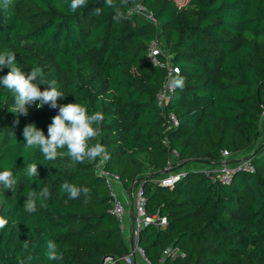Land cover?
Here are the masks:
<instances>
[{
  "label": "trees",
  "instance_id": "trees-1",
  "mask_svg": "<svg viewBox=\"0 0 264 264\" xmlns=\"http://www.w3.org/2000/svg\"><path fill=\"white\" fill-rule=\"evenodd\" d=\"M70 2L12 0L5 10L0 0V53H14L23 71L43 68L64 93L58 105L80 102L90 114L101 112V133L92 143L105 152L72 163L66 149L51 161L39 148L25 149L24 127L35 124L47 136L59 109L28 105L17 125L9 112L15 93L0 86V171L10 170L15 179L13 190L0 185V215L8 220L0 229V264H102L125 255L99 166L116 175L128 194L142 189L147 216L166 218L165 226L138 233L150 264H160L170 247L165 264H264V0H113L126 17L118 22L105 0H89L75 14ZM136 7L145 8L158 27ZM96 8L100 15L93 14ZM156 39L184 80L164 109L176 127H168L157 105L166 69L147 59ZM166 143L180 163L173 170L217 165L223 151L254 147L246 157L254 171H237L224 185L188 170L163 187L156 181L171 158ZM32 163L39 176L27 175ZM64 182L90 192L72 199L60 191ZM43 188L49 196L27 213L25 192ZM48 240L57 243L62 260L47 259Z\"/></svg>",
  "mask_w": 264,
  "mask_h": 264
},
{
  "label": "clouds",
  "instance_id": "clouds-1",
  "mask_svg": "<svg viewBox=\"0 0 264 264\" xmlns=\"http://www.w3.org/2000/svg\"><path fill=\"white\" fill-rule=\"evenodd\" d=\"M89 0H71L70 10L73 14L81 8L88 7ZM12 4V0H3L2 7L6 10ZM106 7L115 8L113 0H105ZM101 8H96L94 15H100ZM123 13L115 8L113 19L117 22L124 19ZM4 68L10 69L9 73L0 77V86L15 93V103L9 111L17 115L15 124H19L20 115H28V105H36L42 109L44 105L50 104L52 108H58V114L53 117L52 123L48 126V134L38 129L35 124H28L24 127L23 135L26 139L25 149L39 148L44 158L51 161L55 160L60 154L58 150L66 149V155L71 158L72 163L84 162L85 160H94L105 152V146L99 142L92 143L101 133L100 124L104 120V115L99 112L89 113L88 108L80 103H67L58 105V99L64 97V93L58 90L55 81H48L44 70L41 67H35L30 71H23L16 66V55L11 52L0 53V71ZM177 74L179 69H176ZM46 85V89L41 91V86ZM184 86V80L179 75L173 77L168 82L170 89ZM39 101V104H37ZM27 175L29 177L39 176L38 166L35 163L28 165ZM0 185L8 190H13L15 179L10 170L0 171ZM60 191L67 193L70 198L76 199L81 192L87 196L90 189L87 187H78L76 184L64 182L60 186ZM26 200L24 209L31 214L37 210V201L49 196L47 188L36 191L30 189L25 192ZM87 202V201H85ZM8 220L0 215V229L5 228ZM29 241L23 243L25 251L29 248ZM46 257L50 261L62 260L63 256L58 251V245L54 240L47 241ZM19 259V258H18ZM31 260L32 257L27 258ZM19 264H25L20 259Z\"/></svg>",
  "mask_w": 264,
  "mask_h": 264
},
{
  "label": "built area",
  "instance_id": "built-area-1",
  "mask_svg": "<svg viewBox=\"0 0 264 264\" xmlns=\"http://www.w3.org/2000/svg\"><path fill=\"white\" fill-rule=\"evenodd\" d=\"M135 12L150 22H152L156 27H158L155 19L152 15L145 10L143 7H136ZM160 56H164L162 46L157 41H152L148 48L147 59L148 61L155 65L160 66L166 69V78L163 85L162 91L159 93L157 97V105L161 110L162 116L167 119L168 127H176L177 122L173 115L165 114V106L168 101L169 95L172 93L173 89L168 87V82L175 76H177L176 67H174L169 57H166V62L162 63L159 60ZM168 150H170L171 158L167 162V165L163 171L166 172L165 176L158 179L156 182L159 183L160 186L163 187H172L180 178H182L188 170L177 172L173 170L175 164L177 163V154L175 151L170 149V146L166 143ZM238 154V153H237ZM237 154H231L228 151H223L221 153L220 163L217 165H206L204 174H206L212 182H220L224 185H229L232 182L233 175L237 171H247L252 173L253 167L250 164L249 160L246 158L244 160H240L238 162H234V157ZM105 157V156H104ZM99 173L105 178V184L110 191V196L112 198L111 201V214L116 218L119 222V227L122 232V235L126 234L127 240L129 241V246L126 244L128 249L127 253L120 258L115 257H106L103 260V264H137L138 259L143 261L144 264H150L149 261L145 258L143 251L138 246V233L142 228L153 226L155 228L163 227L166 225L165 217H156V216H147L145 207L146 201L142 194V189H138L134 193H127L120 183L119 178L116 175H108L101 171V166L98 167ZM119 185L125 193L130 195L134 194L133 202L131 203L130 208L127 210L125 208V204L118 198V195L114 191V185ZM124 238V237H123ZM125 241V240H124ZM173 254V249L170 247L163 254V259L160 264H165V258ZM176 255L182 256L178 252Z\"/></svg>",
  "mask_w": 264,
  "mask_h": 264
},
{
  "label": "rangeland",
  "instance_id": "rangeland-1",
  "mask_svg": "<svg viewBox=\"0 0 264 264\" xmlns=\"http://www.w3.org/2000/svg\"><path fill=\"white\" fill-rule=\"evenodd\" d=\"M178 1L180 3H186L187 2V0H178ZM162 50H163L164 55L166 57H169L168 50L166 49V47L162 46ZM263 138H264V123H263L262 129H261L260 140H262ZM253 149H254V147H251L247 151L237 154L236 157H234V162H238L240 160H244L251 153V151ZM176 164L179 165L180 163H176ZM205 169H206V165L205 164H190L188 166L178 168L176 171L177 172H182V171H185V170H194V171L203 172V171H205ZM114 191L118 195V198L125 204V208L127 210H129V208L131 207V203L133 202V198L135 197V195H134L135 193L131 197L130 195L125 193V191L117 184L114 185ZM123 237H124V240H125L126 244L129 246V241L127 240L126 234H124Z\"/></svg>",
  "mask_w": 264,
  "mask_h": 264
},
{
  "label": "crops",
  "instance_id": "crops-1",
  "mask_svg": "<svg viewBox=\"0 0 264 264\" xmlns=\"http://www.w3.org/2000/svg\"><path fill=\"white\" fill-rule=\"evenodd\" d=\"M137 264H144V263H143V261H141V260L138 259Z\"/></svg>",
  "mask_w": 264,
  "mask_h": 264
},
{
  "label": "water",
  "instance_id": "water-1",
  "mask_svg": "<svg viewBox=\"0 0 264 264\" xmlns=\"http://www.w3.org/2000/svg\"><path fill=\"white\" fill-rule=\"evenodd\" d=\"M164 174H166V172L164 173ZM132 189V188H131ZM130 213H132V210L130 209ZM103 264V263H102Z\"/></svg>",
  "mask_w": 264,
  "mask_h": 264
}]
</instances>
